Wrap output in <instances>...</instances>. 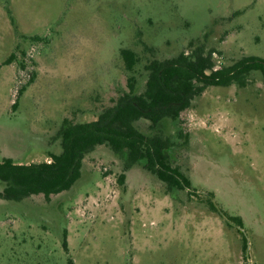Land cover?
<instances>
[{
    "label": "rangeland",
    "instance_id": "rangeland-1",
    "mask_svg": "<svg viewBox=\"0 0 264 264\" xmlns=\"http://www.w3.org/2000/svg\"><path fill=\"white\" fill-rule=\"evenodd\" d=\"M199 47L217 68L264 58V0H0V161H50L66 119H97L130 76L144 91L151 60ZM246 79L207 87L156 129L134 123L170 139L190 188L174 196L143 163L126 170L99 145L69 190L0 198V264H264V80Z\"/></svg>",
    "mask_w": 264,
    "mask_h": 264
},
{
    "label": "trees",
    "instance_id": "trees-1",
    "mask_svg": "<svg viewBox=\"0 0 264 264\" xmlns=\"http://www.w3.org/2000/svg\"><path fill=\"white\" fill-rule=\"evenodd\" d=\"M121 55L125 67L133 70L138 61L136 53L123 48ZM146 68L149 74L143 92H135L136 79L130 76L129 90L120 95L114 105L103 109L97 119L88 122L66 119L59 130L62 150L51 154L50 161L27 164L17 163L10 157L0 161V181L5 184L0 198L22 201L42 194L49 200L51 195L69 190L82 175L85 155L99 145H107L122 156L126 170L138 162L143 163L144 168L166 183L168 192L174 196L178 190L190 188L189 178L171 164L170 139L158 133L146 135L134 123L141 118L148 119L156 129L165 118L178 119L209 86L233 83L246 86V77L252 71H260L264 80V58L243 56L233 64L217 68L212 53L199 47L176 57L153 59ZM33 81L30 78L22 85L19 95ZM190 194L194 195L195 191ZM209 204L222 216L242 224L240 216H228L211 198Z\"/></svg>",
    "mask_w": 264,
    "mask_h": 264
}]
</instances>
